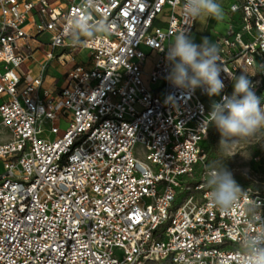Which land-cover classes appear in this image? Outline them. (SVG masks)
Instances as JSON below:
<instances>
[{
    "label": "built area",
    "instance_id": "1",
    "mask_svg": "<svg viewBox=\"0 0 264 264\" xmlns=\"http://www.w3.org/2000/svg\"><path fill=\"white\" fill-rule=\"evenodd\" d=\"M183 3L95 0L110 32L73 45L81 0H0V264H241L247 197L209 202L203 121L237 72L264 94V0H230L211 98L166 79L167 45L197 21Z\"/></svg>",
    "mask_w": 264,
    "mask_h": 264
},
{
    "label": "clouds",
    "instance_id": "2",
    "mask_svg": "<svg viewBox=\"0 0 264 264\" xmlns=\"http://www.w3.org/2000/svg\"><path fill=\"white\" fill-rule=\"evenodd\" d=\"M94 3L95 0H81V11L69 18L65 31L73 45L110 32V25L105 20L90 19L88 10ZM183 12L194 21L212 19L222 22L226 15L219 0H184ZM165 59L170 66L166 79L173 87L186 92L200 88L210 98L220 96L225 85L215 42L204 37L200 44H196L187 31H180L167 45ZM231 79L234 82L232 94L214 100L203 121L219 132L218 152L221 153L219 160L206 166L204 181L209 190V202L220 211L231 212L247 197L242 212L249 227L239 231L237 240L241 264H264V202L253 199L222 164L224 159L264 140V106L248 75H234Z\"/></svg>",
    "mask_w": 264,
    "mask_h": 264
},
{
    "label": "rangeland",
    "instance_id": "3",
    "mask_svg": "<svg viewBox=\"0 0 264 264\" xmlns=\"http://www.w3.org/2000/svg\"><path fill=\"white\" fill-rule=\"evenodd\" d=\"M222 4L224 11L226 13L225 19L222 22H217L212 19L208 20H197L196 21V31L200 33V35L207 37L211 42H214L215 36L219 35L221 32L224 31L228 24V12L227 7L229 5L230 0H219ZM216 34V35H215ZM191 36V35H190ZM196 40V44H200L202 39ZM85 56V52H78L76 53V58L78 60L83 59ZM55 70H51V73L55 75V78H58V75L62 72L58 70L59 65L55 62L54 63ZM244 74L242 72H237L235 76H239ZM61 79L57 80V84L61 83ZM47 83L49 81L47 80ZM46 83V85H48ZM233 80L230 83L229 91L233 92ZM261 98V104L264 106V94L259 95ZM207 143L210 149V161H216L221 158V153H215L211 150V145L214 143L219 149V141H220V134L216 130L215 127L210 126V130L207 137ZM222 164L232 172L234 179L237 183L242 187H249L251 189H257L260 191H264V140H261L258 143H254L248 146L243 152H237L234 156L224 159ZM146 264H168L166 262H147Z\"/></svg>",
    "mask_w": 264,
    "mask_h": 264
},
{
    "label": "crops",
    "instance_id": "4",
    "mask_svg": "<svg viewBox=\"0 0 264 264\" xmlns=\"http://www.w3.org/2000/svg\"><path fill=\"white\" fill-rule=\"evenodd\" d=\"M195 26H196V24H195ZM216 35V34H215ZM191 37H192V39L194 40V42H196V40H200L201 38H203V36L202 35H200V33L198 32V31H196V27H194V30H193V32H192V34H191ZM216 37V36H215ZM81 52H85L84 50H82ZM85 59H86V53H85V56H84V58L83 59H81V60H79V61H85ZM78 60V59H77ZM55 62H52L51 64H50V66H49V68H48V80L50 81L52 78H53V73L52 74H50L51 73V70H54V71H56L55 70V68H54V66H55V64H54ZM60 67V66H59ZM51 69V70H50ZM36 70H37V65L35 64V65H33V67H32V73H35L36 72ZM58 70H61V67L60 68H58Z\"/></svg>",
    "mask_w": 264,
    "mask_h": 264
},
{
    "label": "trees",
    "instance_id": "5",
    "mask_svg": "<svg viewBox=\"0 0 264 264\" xmlns=\"http://www.w3.org/2000/svg\"><path fill=\"white\" fill-rule=\"evenodd\" d=\"M211 150L215 153H218L217 146L214 143L211 145Z\"/></svg>",
    "mask_w": 264,
    "mask_h": 264
}]
</instances>
